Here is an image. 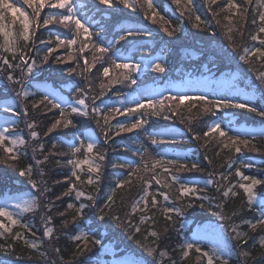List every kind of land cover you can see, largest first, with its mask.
Here are the masks:
<instances>
[{
	"label": "trees",
	"instance_id": "trees-1",
	"mask_svg": "<svg viewBox=\"0 0 264 264\" xmlns=\"http://www.w3.org/2000/svg\"><path fill=\"white\" fill-rule=\"evenodd\" d=\"M226 2L227 0H217L216 5H210L206 0H191L189 11L187 0H181L179 6L173 3V0H156L155 11L159 16L167 20L171 28L181 29L170 37L163 31L167 25H163L159 16L155 23L145 18L144 9L139 7L142 0H137L138 6L135 9L124 8L119 3L109 8L100 5L98 0H74L77 18L81 19L92 33L90 46L83 53L79 49L88 42L83 33L77 38V43L69 49L67 46L57 47L56 38L59 36L61 39H69L74 35V30L70 32L59 24H50L38 29L35 24L30 27V32L35 31V35L28 41V46L33 51L28 52L26 58H34L39 64L49 47L56 48V51L49 56L48 63L40 64L24 79L23 87L30 95L23 100L17 97L13 90H19L21 85L10 84L5 79L7 70H0V105L11 104L15 112L13 115L0 108V129L8 128L12 137H21L26 141L20 148L18 161L14 162L15 167L0 163V204L6 202L8 210L16 213V218L20 221L12 226L11 233L0 229V233H3L0 235V264H112L114 257L124 254L133 256L141 264H207L206 259L195 249L189 250L188 256L183 255L182 246L187 243H195L202 251L207 252L223 249L214 264H220L221 260H227L228 264H264V247L259 243L264 238V227L258 226L253 231L244 223H255L264 213V206L257 199L264 197V186L256 187L252 205L247 203L243 190L235 187L241 182L240 178L235 176L238 167L244 175L264 180V117L242 109H220L214 116L211 113H201L203 104L196 99L186 100L174 110L169 107L171 102L165 101L163 109H156L158 115H153V110L147 108L131 115L123 111L125 108L135 107L137 102L158 101L177 94L193 98L204 96L207 100L226 98L264 108V86L257 78L259 73L264 71V58L257 60L251 57L249 63L239 58L244 54V48L264 49V45L258 43L259 39H264V33L258 31V19L256 24L252 23L256 18L253 13L256 0H252L251 5L245 4L244 0H234L242 6L241 9L231 10L237 13L236 16H231V11H220ZM16 6L22 7L30 17L32 16V9L24 4L23 0H18ZM243 7L249 8L246 15L242 13ZM63 11L65 10L45 6L41 10L39 23L42 24L45 15ZM218 11L219 16H215L214 13ZM151 15L149 12V16ZM197 16L200 17L201 23L199 27H194ZM226 16L231 17L235 28L232 35L239 46L235 50L225 35L228 25ZM217 20L220 21L219 24ZM6 22L17 35L22 30L19 19L12 23L11 14L7 16ZM136 29L142 30L144 34L126 35L127 30ZM120 35H125L126 39L117 43ZM253 35L258 36L257 41L251 39ZM2 42L3 37H0V43ZM92 43L106 48L111 46V51L95 63L90 73H85L84 76L69 74L70 68H75L76 72L82 70L84 57L92 63ZM22 49L24 43L20 41L18 50ZM0 57H7L13 63L17 62L13 61L10 54L2 51ZM57 57L61 62H53ZM111 60L116 63L140 65L138 71L132 73L135 83L111 82L121 71L110 67ZM152 63H161L165 71H152ZM103 67H110L107 77L102 75ZM219 75L234 76L233 85L212 86L206 91L191 90L186 85V81L190 79ZM13 76L19 78L20 69H14ZM89 83L91 88L88 87ZM101 83L105 85L103 95L100 94ZM177 84L180 90L174 88ZM77 88L84 89L83 96L89 115L70 117L77 124L76 129L61 127L44 135L51 123L59 117V110L51 108L50 105H40L33 109L32 104L47 94L57 102H66L62 104L65 108L69 103L79 107L75 105ZM93 107L101 110L99 117L93 116ZM109 108L120 109L121 114H113L108 125H104L103 113ZM25 109L27 116L24 115ZM136 119L146 121L142 129L121 133L119 136L111 135L107 143L104 131L97 126L99 120L105 130L115 132L119 124H130ZM29 122H35L34 130L38 133L36 140L31 139L26 127ZM214 122H219L229 136L250 140V147L254 146L257 150L242 147V151L236 153L234 150L222 148L219 141L212 137H203V132ZM196 135H200L201 139H194ZM89 136L97 142L93 153L89 155L94 156L97 152L105 155V161H97L101 165L98 181L97 173H89L87 166H83L82 170L76 169L79 176L77 180L72 175L73 165L67 162L72 158L70 145L79 146L80 141L87 144ZM152 138L159 143L153 145ZM41 144L43 150L39 149ZM33 148H37V151L33 152ZM145 148L148 149L147 155L156 160L175 159L189 168L196 164L200 170L177 173L168 165L165 166L169 167V173L156 169L161 184L152 180L147 185L149 203L145 207L142 203L145 186L138 176L150 180L151 173L142 170L139 174L129 177L127 168L112 166L115 163H127L133 167L141 164L140 153H143ZM4 155L0 149V157ZM44 156H48V160L36 165V160L43 161ZM76 158L85 159L83 150ZM29 166L33 168L32 178L37 180L41 187L46 186L49 191L46 197L39 198V206L34 211L22 212L4 200L26 194L39 197V193L31 187L28 177L19 175L21 169ZM148 167L151 168V161L148 162ZM41 171L43 176L39 175ZM173 174L180 177L181 183L196 188V196L182 197L177 201L178 184L171 189L162 187L163 182L170 180ZM221 175H227L229 180L221 181ZM89 177L93 179V184L87 182ZM124 180L130 182L122 188H117V183ZM208 180L213 183L208 184ZM218 182L221 185L219 191ZM69 185L75 186L74 191L62 195ZM224 186L235 187L238 195L223 197ZM76 191L83 192L85 196L77 199ZM162 193L168 194L169 199L164 200ZM109 195H113L111 202L107 199ZM86 196H92L93 199L88 200ZM152 196L159 201L155 208L150 203ZM205 196L207 199H202ZM70 203L74 208L67 207ZM81 203L88 205L84 209L83 218L73 220L75 208ZM187 203L194 206L187 208L182 215L173 213L170 223L165 219L163 207L182 206ZM200 204L204 207H200ZM101 210L104 214L103 220L98 218ZM221 215L226 219H221ZM114 216L119 219L114 220ZM48 218H51L50 223ZM0 221L8 223L3 217H0ZM64 221L68 222L66 226ZM200 224H212L222 228L225 245L220 247L208 237L195 235L194 226ZM22 225H27L28 228ZM233 226H236L237 232L244 234L240 239L234 238L236 234L232 231ZM46 227L53 229L50 237L43 235ZM137 227L140 228L139 233L135 231ZM151 231H156L158 238L150 236ZM82 233L87 234L90 239L85 242L73 239L75 235ZM17 234L23 239L13 240L12 237ZM96 239L101 241L99 246L91 243ZM25 241L35 242L38 247L30 248ZM85 243L88 249L80 252L77 244L84 248ZM142 244L155 247L156 256H149L141 247ZM106 245L111 247L110 250H103ZM56 249H59L58 253ZM242 250L250 253L249 258L241 257ZM160 251H165L167 256L160 257Z\"/></svg>",
	"mask_w": 264,
	"mask_h": 264
},
{
	"label": "snow or ice",
	"instance_id": "snow-or-ice-1",
	"mask_svg": "<svg viewBox=\"0 0 264 264\" xmlns=\"http://www.w3.org/2000/svg\"><path fill=\"white\" fill-rule=\"evenodd\" d=\"M18 0H13V2H9V0H0V37H3V42L0 43V51L4 53H8L12 56L13 61H17L16 63L10 62L7 57H0V70H7V75L5 79L12 85L19 84L21 85L19 90L13 89L15 91V94L17 97L26 98L30 95V93L27 91L26 88L23 87L24 79L33 72V70L40 66V64L48 63L49 62V56L56 51V48L49 47L47 49V54L43 55L42 59L40 60L39 64L37 63V60L34 58H26L27 53L33 51L31 47L28 46V41L31 39L32 36L35 35V31L33 30L30 32V27L35 24L36 28H40L43 26H47L50 24H59L62 25L64 28L69 29L70 32L74 30V35H72L69 39H61L59 36L56 38V46H67L69 49L72 48L73 45L77 43V38L83 33L85 35V39L88 41L87 43H84L82 47L79 49L81 53L85 51V49H88L90 46L92 33L90 32L89 28L85 26L84 23H82L81 19L77 18V9L74 4V0H23V3L28 5L32 9V16L30 17L26 11L22 7H17L16 3ZM100 5H105L109 8H111L115 3H119L123 5L124 8H132L135 9L138 4L137 0H98ZM189 4V11H191L190 8V2L191 0H187ZM173 3L176 5L181 4V0H173ZM206 3H209L210 5H216L217 0H206ZM244 3L247 5L252 4V0H244ZM45 6L52 8V9H63L65 11L63 12H57L49 15H45L43 17L42 24L39 23L40 17H41V10L45 8ZM139 7L144 9V16L146 19H151L154 23L157 20V17L159 14L155 11L156 0H142V3L139 4ZM241 5L234 2V0H227V2L224 4L223 8L220 11L224 12H230L234 9H241ZM249 11L248 7H243L242 13L247 14ZM149 12L152 13L151 16H149ZM253 13L256 16V18L253 19L252 23L256 24L257 19L259 21V33H264V0H256V6L253 8ZM11 14L12 15V23L14 24L17 19H19L20 24L22 26V30L17 35L13 29L10 28L7 21V16ZM220 12H215V16H219ZM235 11H231V16H236ZM258 14V15H257ZM183 15V13H181ZM226 20H228L227 31L225 32V35L229 41L233 45L234 50L239 47L232 35L235 28L232 23L231 17H225ZM159 20L163 23V25H167L163 28V31L168 36H174L177 32H179L181 29L179 27L171 28V26L168 24V21L165 20L162 16H159ZM197 23L194 24V27L200 26V17H196ZM217 23L219 24L220 21L217 20ZM171 28V30H169ZM144 34L142 30L136 29V30H127L126 35L127 36H133V35H142ZM96 35H99V33H96ZM126 39L125 35H120L119 41H123ZM253 41L258 40L257 35H253L251 37ZM22 41L24 43V49L18 50V42ZM51 43V41H49ZM258 43L260 45H264V39H259ZM91 50L94 53L93 61L92 63H89V60L87 57H84V63L83 68L80 72H76L75 68L68 69L69 74L76 73L77 75L84 76L85 73H90L92 69L95 67V63L97 61L102 60L103 56L111 51V46L109 47H102L98 43H92L91 44ZM99 55H95V54ZM243 55H241L239 58L244 61L245 63H249L251 57H255L257 60H260L261 58H264V49L261 47H254L252 49L244 48L243 49ZM71 58V57H69ZM29 59H31V62H29ZM53 62H61L60 58L57 57L55 61ZM110 67L113 68V70H121L119 72V75L115 78L114 81H111L113 83H121L124 81H129L130 83H135V80L132 78V73L137 72L140 65L138 64H129V63H116L115 60H111ZM110 67H103L102 75L104 77H107L109 75ZM20 69V77L15 78L13 76V70L14 69ZM151 69L154 72L163 73L165 71V67L161 63H152ZM261 81V85L264 86V71L260 72L258 77ZM85 79L87 77L85 76ZM101 95H103V89L105 85L101 83ZM89 88H91V84L88 85ZM77 98L75 99V105L73 106L71 103L68 104V107L65 108L62 106L63 103H66L64 101L57 102L51 98L47 94H45L42 99L38 102H34L32 104V108L36 109L40 105H50L53 109L59 110V117L55 119L53 123L47 128V131L44 133V135H48L49 133H52L54 130L58 128L63 129H76L77 124L74 122L73 119L70 117L74 116H80V117H87L89 115L88 113V107L86 100L83 96L84 89L83 88H77ZM196 99L198 101H201L203 104V107L201 108V113H211L213 116L216 115V111L220 109H242L249 113H255L257 116L264 117V108H257L255 105L249 103V102H234L229 99H221V100H207L204 96H198V97H190L185 94H177L176 96H167L164 97L163 100H149L147 103H136L135 107H129L125 108L123 111L124 113L131 115L133 113L139 112L141 109H152L153 115H158L159 112L156 111L157 108L163 109L165 105V101H170L169 104L170 108H178L180 105H182L186 100H192ZM0 108H2L5 112H10L13 115H15V112L12 108L11 104H5L0 105ZM92 113L94 117H99L101 115V110L93 107ZM113 114H121V110L117 108H109L106 112L103 113V121L104 125H108L109 119ZM179 114V113H177ZM200 114V113H198ZM24 115L27 116L28 112L25 109ZM168 117H165L167 119ZM146 121L141 119H136L134 122L130 124H119L117 126V131L111 132V130H105L104 127L100 124L99 120H97V126L102 128V131H104L105 135V143H107V140L111 138V135L119 136L121 133L126 132H132L136 129H142L144 127V124ZM84 126V125H81ZM27 129L29 130V134L32 140H36L38 138V133L35 131V122H29L26 124ZM191 130V128L189 129ZM74 139L76 138V133H73ZM203 137H212L213 139L219 141L220 145L224 149H231L234 150L236 153H240L243 148H250L252 151H256L257 149L254 146H251V141L248 139H241L239 136H229L226 131L223 130L221 124L219 122H214L211 125L208 126L207 131L203 132ZM194 139H201L200 135L194 136ZM207 142V141H206ZM26 141L21 137H12L10 135V130L8 128L0 129V149L3 150V153L5 154L3 157H0V163L8 164L11 167H15L16 161H18L20 156V148L24 146ZM96 140L89 136L88 142L85 144L83 141H80L79 146H76L75 144L70 145V158L67 162L71 165H73V172L72 175L76 177L77 180H79V176L77 175L76 169H81L83 166H87L89 173H97V181L99 179V173L101 170V165L99 162L105 161V155L102 153L97 152L94 156H91L89 154L93 153V149L96 147ZM151 143L153 145L159 143L155 138L151 139ZM53 148H55V145H53ZM39 149L43 150V145H39ZM83 150L85 154V159L81 160L77 157V154L81 153ZM33 152L37 151V148L32 149ZM148 149L145 148L143 153H140L141 157V164H137L135 167H133L130 164L127 163H115L112 166L114 168L119 169H128V176L132 177L134 175L139 174L142 170L144 172H150L151 178L150 180L147 177H139L138 179L143 180L144 184V196L142 198V203L145 207H147L149 201L147 197L149 196V193L147 191V185L154 180L156 184H161V180L159 177V172L156 171V169L162 170L164 173H169V167H166L165 165L172 166L175 171L178 172H184V171H199L200 169L196 164H192L191 167H186L183 164H180L178 160L172 159V160H156L155 158L151 157L150 155H147ZM137 153H133V155H136ZM48 160V156H44L43 161L37 159L36 165H40L43 162H46ZM151 161V168L148 167V162ZM248 165H244V167H247ZM20 176H27L28 181L33 189L36 190V192L39 193V197L35 194L31 195V197L28 200L22 201L20 203H17L15 207L19 209L22 212H32L35 208L39 206V198L46 197V194L48 193L49 189L45 187H41L40 183H38L37 180L33 179V168L32 166H29L27 168L21 169L19 171ZM40 176H43L44 173L41 171L39 173ZM235 176L240 178V181L235 187H238L239 189L243 190V193L246 196L247 203L249 205H252V202L255 198V189L258 185L264 186V180L257 179L255 177L244 175L241 169L238 167L235 171ZM221 181H228L229 177L227 175H221L220 177ZM89 184H93L94 181L91 177H89L88 181ZM129 180H124L123 182L117 183V188H122L125 184H128ZM208 184H212V180L207 181ZM179 185L178 188H176V191H178L179 196L177 197V201H179L182 197L187 196H196L197 189L196 188H190L186 186L184 183L180 182V177L178 175H171L170 180H165L162 184V187L171 189L175 185ZM235 187H228L224 186V190L222 191V196L227 198L229 196L235 197L238 195L237 191L235 190ZM75 186L69 185L67 190L62 195H68L71 192L74 191ZM221 188L220 183L218 182V188L219 191ZM203 191V190H200ZM163 199L168 200L169 195L162 193ZM82 196H85V194L81 191H76V198L80 199ZM88 200L93 199L92 196H86L85 197ZM200 199L201 197H197ZM57 199H60V197H57ZM108 201H113V195H109L107 197ZM202 199H207V197H202ZM151 205L153 208L157 207L159 201L155 196H152ZM194 205L192 203H187L182 206H171V207H163L162 211L164 213L165 219L169 221V223L172 221V214L175 213L176 215H182L183 212L190 207H193ZM69 209L74 208V206L70 203L67 205ZM88 207V205L81 203L78 208H75V216H73V220H78L83 218V212L84 209ZM200 207H204L203 204H200ZM60 215H63V213H60ZM0 217L5 218L8 223H4L3 221H0V229H3V232L11 233L12 226L17 225L20 223L19 219L16 218L17 214L13 213L12 211L8 210V205L6 202L3 204H0ZM100 220L104 219L103 210H101V214L98 216ZM114 220H118L119 217H113ZM221 219H226L223 215H221ZM51 222V218H48V223ZM67 221H64L63 224L66 226ZM244 223H247L251 230H256L258 226L264 227V213L261 214L260 218L256 220L255 223H251L250 221H244ZM26 229L28 228L27 225H22ZM137 233L140 232V228L137 227L135 229ZM232 231L235 232V239H240L244 234L236 231V226H233ZM53 233V229L51 227H46L43 235L45 237H50ZM3 233H0L2 235ZM34 235V233H33ZM152 237H157L159 234L156 231H151L149 233ZM13 240L17 239H23L22 236L19 234L12 237ZM76 241L85 242L88 241L90 238L87 234H79L75 235L73 237ZM242 243L244 241H241ZM26 244L30 248H37L38 244L35 242L28 243V241H25ZM91 243L93 245L99 246L101 244V241L99 239L92 240ZM139 243V241L137 242ZM261 247H264V238L260 240ZM143 250L149 255L155 257L157 254V249L155 247H149L147 245H141ZM77 249L80 252H83L87 249V243L84 244V248H80V245L77 244ZM195 249L197 253H199L202 257H204L207 261V264H214V261L219 258L220 254H222L223 249H219L213 252H207L202 251V249L197 246L195 243H187L182 246L183 255L186 257L188 256V251ZM57 253L59 252V249H56ZM241 257L247 259L250 256V253L248 251H241L240 252ZM160 257L167 256V253L165 251L159 252ZM220 264H228L227 260H221Z\"/></svg>",
	"mask_w": 264,
	"mask_h": 264
},
{
	"label": "rangeland",
	"instance_id": "rangeland-1",
	"mask_svg": "<svg viewBox=\"0 0 264 264\" xmlns=\"http://www.w3.org/2000/svg\"><path fill=\"white\" fill-rule=\"evenodd\" d=\"M234 76L231 77H225V76H219L218 78H210V77H199L197 79L189 80L187 82L188 88L193 89V88H201V89H207L210 87V85H219V86H228V85H233ZM176 90H180L179 85L174 87ZM139 103H147L146 100L139 102ZM31 197L30 194L26 195H18V196H13L12 198L10 197L9 199L7 198L4 201H7L15 207L17 203H20L22 201L28 200ZM258 201L260 204L264 206V197L259 198ZM194 234L197 236H203V237H208L209 239L212 240V242L220 247L225 245L223 242V230L222 228L212 225V224H200V225H195L194 226ZM110 246L106 245L103 250L108 251L110 250ZM88 249V248H87ZM112 264H141L136 258L133 256H130L128 254H124L118 257H114L112 259Z\"/></svg>",
	"mask_w": 264,
	"mask_h": 264
}]
</instances>
